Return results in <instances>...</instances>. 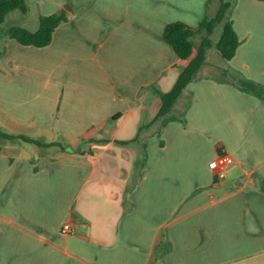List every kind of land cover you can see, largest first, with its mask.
Here are the masks:
<instances>
[{"label": "crops", "instance_id": "0c3cea01", "mask_svg": "<svg viewBox=\"0 0 264 264\" xmlns=\"http://www.w3.org/2000/svg\"><path fill=\"white\" fill-rule=\"evenodd\" d=\"M221 1L26 0L6 16L35 31L66 13L44 47L0 28V122L66 148L3 140L0 264H264V0H232L235 55L209 47L156 120L188 64L165 27L196 28Z\"/></svg>", "mask_w": 264, "mask_h": 264}, {"label": "trees", "instance_id": "16d2710c", "mask_svg": "<svg viewBox=\"0 0 264 264\" xmlns=\"http://www.w3.org/2000/svg\"><path fill=\"white\" fill-rule=\"evenodd\" d=\"M232 6V0H222L215 15H206L196 28L179 21L167 24L164 30L166 42L173 47L181 59L188 60V64L180 72L173 88L161 94L162 105L156 120L162 121L170 116V112L184 87L196 76L198 70L205 63L206 51L209 47H215L225 59H231L235 55L240 41L230 16ZM13 10H20L26 14L29 12V6L26 0H0V23L4 22L6 16ZM65 20H67L65 12L40 15L37 30L32 31L24 26L14 25L7 28L6 34L21 44L44 47L51 43L55 29ZM218 25H222V31L219 39L214 42L210 35ZM199 33H205V36L197 45V53L193 56L195 48L193 38ZM0 138L12 141L20 140L27 145L41 149L59 148L64 150L66 148L59 142L44 143L26 136L9 135L1 129Z\"/></svg>", "mask_w": 264, "mask_h": 264}, {"label": "rangeland", "instance_id": "374dc122", "mask_svg": "<svg viewBox=\"0 0 264 264\" xmlns=\"http://www.w3.org/2000/svg\"><path fill=\"white\" fill-rule=\"evenodd\" d=\"M17 12H19V11H17ZM26 23H27V21H26L25 17L19 12V13H16V15H10L9 17H7L5 22L0 25V28H6V27L14 26V25L25 26L28 28L34 27L32 24H26ZM220 30H221V26L220 27L218 26L216 29V33H215L217 36L220 33ZM217 36H214V37H217ZM0 127L2 128L1 130L5 133H7V132L12 133L13 132V131L7 129L6 127H4L1 122H0ZM35 138L37 139V137H35ZM45 141L51 142L52 137L46 136ZM6 145H7V142H4L3 139L0 138V146L3 147L4 148L3 150H5V151L8 150L7 148L10 147L9 145H7V146ZM18 154L26 155L22 149L19 150Z\"/></svg>", "mask_w": 264, "mask_h": 264}, {"label": "built area", "instance_id": "2783aa9c", "mask_svg": "<svg viewBox=\"0 0 264 264\" xmlns=\"http://www.w3.org/2000/svg\"><path fill=\"white\" fill-rule=\"evenodd\" d=\"M230 163V157L227 154H221L219 159L209 164L210 169L217 171L218 177L223 178L225 176V168ZM71 232L70 225L66 224L62 228L63 234H69Z\"/></svg>", "mask_w": 264, "mask_h": 264}]
</instances>
